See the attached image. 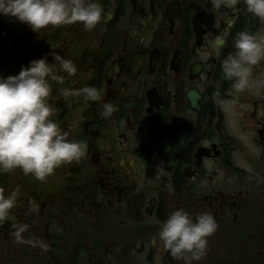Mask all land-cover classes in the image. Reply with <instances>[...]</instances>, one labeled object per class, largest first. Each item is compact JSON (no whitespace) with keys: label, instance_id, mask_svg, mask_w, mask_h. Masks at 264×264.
I'll return each mask as SVG.
<instances>
[{"label":"flooded vegetation","instance_id":"flooded-vegetation-1","mask_svg":"<svg viewBox=\"0 0 264 264\" xmlns=\"http://www.w3.org/2000/svg\"><path fill=\"white\" fill-rule=\"evenodd\" d=\"M99 3L104 16L92 31L76 23L36 33L0 15V75L46 55L52 62V49L74 62L76 74L53 82L48 102L69 139L88 144L44 181L20 169L0 174L5 194L20 188L0 223V264H185L158 235L181 208L218 225L192 264H264V88L237 96L221 67L236 34H264V22L242 3ZM259 78L264 60L252 70ZM86 86L101 100L60 92ZM104 103L116 109L108 119ZM21 224L25 242L17 243Z\"/></svg>","mask_w":264,"mask_h":264},{"label":"clouds","instance_id":"clouds-1","mask_svg":"<svg viewBox=\"0 0 264 264\" xmlns=\"http://www.w3.org/2000/svg\"><path fill=\"white\" fill-rule=\"evenodd\" d=\"M209 2L214 10L242 3L247 13L264 22V0ZM0 15L15 18L36 33L49 25L76 23L92 31L101 23L104 8L99 0H0ZM223 39L218 37V41ZM233 46L234 51L221 61L223 79L232 82L237 96L254 88H264V78L252 79L253 67L264 60V34L238 32ZM216 54L219 55L218 50ZM49 55L52 62L46 55L30 61L17 75H0V174L20 169L25 176L44 181L62 165L79 161L87 154L88 144L69 139V133L53 119L55 111L48 102L53 82L63 85L65 74L75 75L77 67L53 49ZM60 92L65 98L82 95L85 102L101 100L100 91L90 86L75 93L66 88H61ZM213 101L220 106L225 104L218 91L213 93ZM103 109L101 116L105 119L116 110L111 103H104ZM19 195V187L8 194L0 188V223L9 219ZM217 227L212 214L200 213L193 219L181 208L169 214L158 235L163 249L173 258L192 264L206 254L208 238ZM14 228L16 242L24 243L21 234L27 230V225H14ZM43 247L46 250V246Z\"/></svg>","mask_w":264,"mask_h":264}]
</instances>
